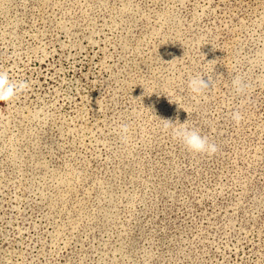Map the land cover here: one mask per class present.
<instances>
[{
  "label": "rangeland",
  "instance_id": "obj_1",
  "mask_svg": "<svg viewBox=\"0 0 264 264\" xmlns=\"http://www.w3.org/2000/svg\"><path fill=\"white\" fill-rule=\"evenodd\" d=\"M0 71V264H264V0H0Z\"/></svg>",
  "mask_w": 264,
  "mask_h": 264
},
{
  "label": "clouds",
  "instance_id": "obj_2",
  "mask_svg": "<svg viewBox=\"0 0 264 264\" xmlns=\"http://www.w3.org/2000/svg\"><path fill=\"white\" fill-rule=\"evenodd\" d=\"M259 55V54H258ZM209 82H205L203 75L196 74L190 76L187 82V89L194 96H200L209 90ZM214 84L212 85V87ZM232 89L237 95H246L252 85L245 79L236 75L231 82ZM30 88V84L24 80L10 79L8 72L0 71V102L11 103L21 94ZM169 103H172L169 101ZM41 113L38 111L34 114V119H39ZM232 120L238 125L244 119L240 111H234L231 115ZM163 121V130H171L172 135L181 141L184 148L192 154L214 155L218 151L215 143L210 142L207 136H203L196 129L189 128L187 122L185 124H173L169 120ZM179 125V126H177ZM130 129L127 124L120 126V139L122 142H127Z\"/></svg>",
  "mask_w": 264,
  "mask_h": 264
}]
</instances>
